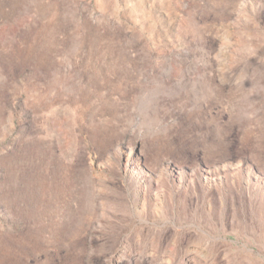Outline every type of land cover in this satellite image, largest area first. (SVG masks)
<instances>
[{"label":"rangeland","instance_id":"rangeland-1","mask_svg":"<svg viewBox=\"0 0 264 264\" xmlns=\"http://www.w3.org/2000/svg\"><path fill=\"white\" fill-rule=\"evenodd\" d=\"M0 264H264V0H0Z\"/></svg>","mask_w":264,"mask_h":264}]
</instances>
